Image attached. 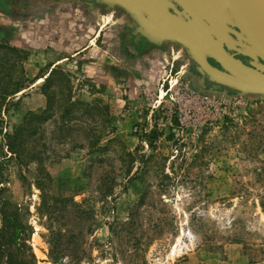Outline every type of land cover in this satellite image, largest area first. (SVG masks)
I'll return each mask as SVG.
<instances>
[{
  "label": "rangeland",
  "instance_id": "rangeland-1",
  "mask_svg": "<svg viewBox=\"0 0 264 264\" xmlns=\"http://www.w3.org/2000/svg\"><path fill=\"white\" fill-rule=\"evenodd\" d=\"M0 8L12 19L0 42L28 53L29 80L2 110V185L36 264H264V91L208 86L187 47L115 3ZM55 67L92 107L66 125L57 110L38 135L46 158L21 164L5 133L45 108ZM91 128L103 134L93 147Z\"/></svg>",
  "mask_w": 264,
  "mask_h": 264
},
{
  "label": "trees",
  "instance_id": "trees-1",
  "mask_svg": "<svg viewBox=\"0 0 264 264\" xmlns=\"http://www.w3.org/2000/svg\"><path fill=\"white\" fill-rule=\"evenodd\" d=\"M27 54L23 49L0 42V124L3 120V107L27 87L25 83L29 80L24 75L25 69L22 65L24 59H27ZM67 76L68 73L62 69L53 68L41 87L47 98L45 108L27 111L20 124L15 125L11 131H6L5 148L19 163L37 161L42 164L46 157L36 147L39 145L38 135L45 123L54 120L57 110L61 109L60 122L66 125L74 119L70 114L74 113L78 105H85L91 109L90 103L74 98ZM60 79H65L67 89L62 94L60 85H57ZM91 129L93 134L89 145L93 147L99 144L103 134L99 135L96 128ZM4 167L0 160V264H36V255L27 238L30 225L23 218L22 206L4 197L7 190L2 185ZM53 200L56 201L58 198Z\"/></svg>",
  "mask_w": 264,
  "mask_h": 264
},
{
  "label": "water",
  "instance_id": "water-1",
  "mask_svg": "<svg viewBox=\"0 0 264 264\" xmlns=\"http://www.w3.org/2000/svg\"><path fill=\"white\" fill-rule=\"evenodd\" d=\"M123 6L127 10L137 12V8L148 9V3H162V0H107ZM204 1V0H203ZM216 6L204 1L213 12V20L207 15L210 22H218L219 25L208 26L197 24L188 20L183 25L171 16L169 24L158 26L154 31L162 37H169L182 43L188 48L191 55L199 61L200 68L210 74L218 81L238 88L242 92L249 90L264 91V40L260 34L264 29V0H218ZM163 9V8H162ZM233 24L231 28L227 23ZM259 25V26H256ZM233 32L238 38L245 40L241 42L239 52L248 55L253 59L252 66L244 64L240 59L228 52L223 42H227L229 48H233V40L229 33ZM211 32L217 33L220 37L228 36L225 39L210 38ZM207 35L208 37H203ZM212 56L218 59L225 70L214 67L205 57ZM259 59L261 61H259Z\"/></svg>",
  "mask_w": 264,
  "mask_h": 264
},
{
  "label": "flooded vegetation",
  "instance_id": "flooded-vegetation-1",
  "mask_svg": "<svg viewBox=\"0 0 264 264\" xmlns=\"http://www.w3.org/2000/svg\"><path fill=\"white\" fill-rule=\"evenodd\" d=\"M105 1V4H109L107 0H101ZM205 1V0H204ZM203 0H162V3H148V9L142 10L141 8H137V12H133L134 20L137 24V26L146 27L149 30L150 36L161 41L163 40V37L160 36L158 33L154 31V28H157L158 26H163L169 24L168 22L171 21L170 17L174 16L179 23H182L183 25L187 24L188 20H192L193 22L197 24L202 25H208V26H215L219 25L218 22H210L209 20H213V12H210L208 9L209 7L204 3ZM209 3L214 4L215 6L219 4L218 0H206ZM123 7V6H121ZM163 8V9H162ZM207 15H210L211 17L209 20L207 19ZM228 26L231 28H235L233 24L227 23ZM230 34L228 36H218L217 33L211 32L210 38L218 39L222 38L225 39L228 37V40H230V37L232 38L233 42V48H229L227 42H223L224 48L233 54L236 58L240 59L244 64L248 66H252L251 62L253 59L249 57L246 54H243L242 52H239L237 48H240V43H246L245 40L238 38L233 32L228 31ZM203 37H208L207 35H204ZM209 38V37H208ZM207 56L206 54H204ZM209 62L216 68L225 70L223 68V64L216 58L207 57ZM195 60V59H194ZM195 60L194 63H196L197 67H200L199 61ZM259 61H261L259 59ZM203 81L211 87H217L219 86V81L215 80L211 77L210 74L207 72H203ZM210 84V85H209Z\"/></svg>",
  "mask_w": 264,
  "mask_h": 264
},
{
  "label": "crops",
  "instance_id": "crops-1",
  "mask_svg": "<svg viewBox=\"0 0 264 264\" xmlns=\"http://www.w3.org/2000/svg\"><path fill=\"white\" fill-rule=\"evenodd\" d=\"M12 19L9 15H7L1 8H0V32L5 30L6 28L11 27ZM61 58V57H59ZM64 59V58H62ZM59 59V60H62ZM58 61V60H57Z\"/></svg>",
  "mask_w": 264,
  "mask_h": 264
},
{
  "label": "bare ground",
  "instance_id": "bare-ground-1",
  "mask_svg": "<svg viewBox=\"0 0 264 264\" xmlns=\"http://www.w3.org/2000/svg\"><path fill=\"white\" fill-rule=\"evenodd\" d=\"M256 26H259V25H256V24H255V27H256ZM260 37H261L262 40H264V29L262 30V33L260 34Z\"/></svg>",
  "mask_w": 264,
  "mask_h": 264
}]
</instances>
